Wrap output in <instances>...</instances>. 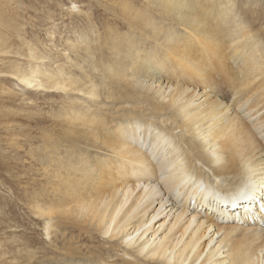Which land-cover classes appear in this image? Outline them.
Masks as SVG:
<instances>
[{
    "label": "bare ground",
    "instance_id": "1",
    "mask_svg": "<svg viewBox=\"0 0 264 264\" xmlns=\"http://www.w3.org/2000/svg\"><path fill=\"white\" fill-rule=\"evenodd\" d=\"M144 4L133 13L116 4L127 31L108 42L98 36V50L88 53L93 77L81 72L85 81L100 76L106 114L92 82L83 92L73 78H47L49 88L76 91L84 108H97L100 128L60 129L40 147L38 160L33 153L38 172L48 166L57 172L51 198L35 205L37 216L50 219L44 231L54 256L25 262L264 264V0ZM88 24L95 27L89 18ZM68 46L77 55L75 44ZM234 74L240 77L231 90ZM33 76L18 79L31 87ZM84 108L71 107L88 114ZM153 184L168 199L160 203L179 212L158 240L157 229L147 236L161 215L149 212L158 195L148 189ZM205 208L211 211L202 215ZM187 212L185 227L176 228ZM212 230L221 239L204 254L203 239ZM101 239L121 249V257L94 243Z\"/></svg>",
    "mask_w": 264,
    "mask_h": 264
},
{
    "label": "rangeland",
    "instance_id": "2",
    "mask_svg": "<svg viewBox=\"0 0 264 264\" xmlns=\"http://www.w3.org/2000/svg\"><path fill=\"white\" fill-rule=\"evenodd\" d=\"M144 2L145 0H0V264H29L25 262L26 259L54 256L50 238L44 231V222L48 223L50 219L37 216L35 205L39 206L40 202H36L41 197L43 200L51 198L58 183L55 181L58 180L57 172L49 166L43 173L38 172V166L31 164L33 153L37 159L40 147L49 144L52 135L60 129L90 130L100 127L96 116L98 114L95 113L97 108H91L90 111L84 108L80 94H76V91L74 94L63 93L58 88L49 86L70 77L77 81L75 86L84 92L85 88L90 89L87 82H92L97 90V105L103 109L99 110L106 114L104 110L108 102L102 99L100 76H96L95 81H85L81 72L86 73L84 75L87 79L93 77L89 74L88 55L91 54L88 53L97 49L98 36L100 41L103 38L112 41V37L122 36L127 31L117 19L118 16L122 17V8L116 6L121 3L133 13L145 8ZM88 18L97 28L89 26ZM261 26L264 27V24ZM92 28H95L94 34ZM95 31H98L97 35ZM69 43L75 44L77 55L68 51ZM77 65L83 67V71ZM236 67L240 68L239 65ZM36 70L40 71L39 74ZM22 75H34L30 78L33 81L31 87L24 86L18 79ZM48 76L54 78L53 82L47 79ZM239 77L240 74H234L230 80L231 90L232 83ZM257 79L261 83L263 75L254 80L250 90L258 84ZM36 84L41 87H35ZM263 89H260L257 96L263 93ZM203 100L204 98L201 99ZM71 107L84 108L89 113L72 110ZM71 117L80 118L73 120ZM253 120H250V125L255 124ZM142 141L139 143L143 148L148 147ZM151 186L148 189L153 188L159 196L157 195L149 212L152 215L159 210L161 215L148 226L151 230L147 236L153 235L157 229L158 240L174 224L179 212L178 207H173L170 203L161 204V199H168L161 193L159 185ZM139 190L140 188L137 193ZM240 204L241 201L238 205ZM188 205L194 206V201ZM205 209L207 210L202 215L211 211L210 208ZM189 217L187 212L176 228L182 227ZM234 222L239 229H251L246 222ZM211 239L213 242L208 245ZM220 239L221 233L216 235L213 230L209 232L203 239L206 246L203 253L206 254ZM94 243L105 249L114 245L102 239ZM111 249L109 256L121 257V249ZM125 257L130 261L134 260L128 256L122 258ZM104 258L108 256L104 255ZM115 260V257L108 259L109 263Z\"/></svg>",
    "mask_w": 264,
    "mask_h": 264
}]
</instances>
